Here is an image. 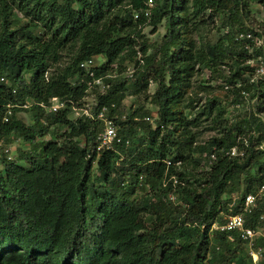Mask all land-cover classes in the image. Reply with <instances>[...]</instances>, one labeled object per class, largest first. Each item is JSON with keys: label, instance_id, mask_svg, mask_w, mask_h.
I'll list each match as a JSON object with an SVG mask.
<instances>
[{"label": "trees", "instance_id": "1", "mask_svg": "<svg viewBox=\"0 0 264 264\" xmlns=\"http://www.w3.org/2000/svg\"><path fill=\"white\" fill-rule=\"evenodd\" d=\"M148 1L0 0V139L31 148L19 160L0 149V264H252L239 236L231 242L213 226L222 222L220 212L231 213L233 200L222 198L239 193L243 177L246 194H257L264 174V150L257 149L264 141V77L254 81L248 65L264 61V44L255 45L264 23L245 26L250 3L264 9V0H152L151 8ZM210 23L220 34L215 43L201 37ZM147 26L164 27L160 41H149ZM249 33L252 40L237 41ZM96 56L106 63L90 78L80 65ZM205 71L232 87L234 104L255 101L250 118L229 124L225 108L206 95L211 87L199 83ZM98 78L105 91L91 89ZM93 89L90 115L73 118ZM130 91L146 103L126 114ZM53 98L66 106L46 113L38 104ZM28 100L38 103L32 125L19 118L25 110L18 106ZM8 106L13 114L5 123ZM104 108L122 139L112 149H100L97 139ZM153 116L154 123L145 120ZM207 122L218 136L199 144L195 130ZM53 127L65 131L46 141ZM250 132L258 139L246 140ZM234 148L243 156H231ZM263 212L261 198L247 225L256 228Z\"/></svg>", "mask_w": 264, "mask_h": 264}, {"label": "rangeland", "instance_id": "2", "mask_svg": "<svg viewBox=\"0 0 264 264\" xmlns=\"http://www.w3.org/2000/svg\"><path fill=\"white\" fill-rule=\"evenodd\" d=\"M247 11L249 12V14H248L249 19H247L245 21V26L250 27L251 29H255V28L259 27L260 23H264V9L262 8V6L260 4H258L257 2H251ZM208 14H210V13H208ZM214 25L215 24H212V23L208 24L207 29L205 31H203L201 34V37H204L207 41H211L213 43H215L220 36V34L217 33V29H213ZM217 26L219 27L220 25H217ZM221 31L224 32L223 27L221 28ZM164 33H165V29L163 26H160L158 28L157 32L154 31V28L152 26H147L146 28L143 29V34L149 39V41H152V42L160 41V39L162 38ZM196 39L198 40V42L201 41L199 39V36H196ZM262 40H264V39H262ZM262 40L260 39L258 41V45H262ZM203 43H205V41H203ZM256 44L257 43H255V45ZM263 44H264V42H263ZM258 45H256L257 47L255 46L256 49H258ZM253 52L254 51H251V53H253ZM258 60L259 59L251 60L248 63V65H250V67L252 69L256 70L253 73L254 81L259 80L262 77H264V73L261 72V66L264 67V63H260L263 59L261 61L259 60L260 62H258ZM64 61H65V58H64ZM262 62H264V61H262ZM96 63L100 67V66L104 65L106 63V61L102 56H99L96 60ZM135 66H136V63L127 64V68L125 69L126 70L125 76H128L129 70L136 69ZM118 71H119V69L118 70L116 69L113 72H111V74L114 75V74L118 73ZM248 74L249 73H246V76ZM214 78L215 79H213V77L209 71H205L201 74L200 79H199V83L203 86H207V87L210 86L211 87V89H209V92H207V90H206V95L209 98H212V99L214 98L218 104L222 105V107L225 108V119L228 120L229 124L236 123L237 121L242 120L245 117L250 118L251 115L253 114V109H252L251 105L253 103H255V101L250 102V100L248 99V100H245L241 105H237V103L234 104V101H233L234 95H233V93L229 92V89L232 87L228 86V87L223 88L222 80H219V78L217 79L216 77H214ZM224 86H226V85H224ZM155 90H156L155 84H151L149 94H154ZM95 92L96 91L94 89L89 92V94L86 98V106H87L86 109L75 110L73 115H72L73 118H75V119L79 118L80 116L90 112L91 107L93 106V104L96 103L97 95ZM199 97H201V96H199ZM202 98H204V99H203L202 105L200 104V106H203V104L205 103V95H202ZM145 103H146V101L144 99V96H135L134 93L132 91H130L128 94V97L126 98V100L123 103V105H124L123 111L127 114L129 112V110L132 108V106H134L137 109L139 106L145 105ZM146 107H147V110L151 114H153V113L156 114L157 108L153 105L152 102H149L146 105ZM32 108L31 109L21 108L22 110H25V111L20 112V114H19V118H21L27 125L34 124ZM262 116H263L262 121L264 122V115H262ZM152 118H154V116ZM64 131H65V128L53 127V128H51L50 134L46 137L45 140L46 141H50V140L52 141L56 137L63 134ZM195 132L198 134L199 144H203V145L205 143H207L212 137L218 136V132L211 129L209 122L205 123L198 130H195ZM250 136H255V138L258 139L259 134L250 132V133L244 135L246 140H248V138ZM8 146H10L12 149V151L9 154L6 155L5 153L4 154L0 153L2 157L5 156L7 159L11 155L13 160H19L20 157H23V156L29 154L31 151V148L29 145L23 144L19 140L12 139L11 143H9ZM257 149L261 150L260 144L257 146ZM2 169L3 168L0 165V170H2ZM188 169L193 170L194 172H198V173H201V171L203 170L201 168L195 170V168L193 166H188ZM243 182H244V177L242 178V184H241L242 186L240 188L239 193L234 192L231 195L230 194L225 195L222 198V200L227 202V201L235 200V199H237V200L244 199L247 192H246V185H244ZM257 194L259 196V200L261 198H264V193H260L259 189H258ZM227 214H229V212H225V211L220 212L217 215L216 220L217 221L225 220V218L227 217L226 216ZM257 227L259 228L260 231H264L263 225L258 224ZM213 235H214V233L211 234V236H213ZM214 247H216V244L214 245ZM242 247H243V250L241 252V255L244 256L246 254V256L243 258H247V261H249V259H250L252 261V264H255L254 261H256V260L249 256L247 247L244 245ZM261 261H262V258H261Z\"/></svg>", "mask_w": 264, "mask_h": 264}, {"label": "built area", "instance_id": "3", "mask_svg": "<svg viewBox=\"0 0 264 264\" xmlns=\"http://www.w3.org/2000/svg\"><path fill=\"white\" fill-rule=\"evenodd\" d=\"M153 4L154 2L152 0H149L147 6L151 8L153 7ZM145 16L146 17L150 16L149 9L146 10ZM136 18H138L137 15H136ZM252 39H253V35L250 33L247 35L241 34L237 37V41L246 42ZM255 41L258 45L259 40L257 39ZM263 42L264 40H262V45H263ZM247 48L252 50V48L248 44H247ZM98 57L99 56L92 57L91 59L83 62L80 65L81 70L85 72L86 76H89L90 78L91 77L94 78V70L99 68V65H97L96 63V60ZM260 58L259 60L261 61L262 58L261 59ZM262 61L260 63H264ZM128 72H129L128 77L133 78L136 70L133 69V70H129ZM261 72L264 73V67L262 66H261ZM107 77H112V75H107ZM0 80L1 82L5 81L4 78H1ZM89 85L91 89L94 88L95 86H99V87L101 86L102 91H105L106 89V85L103 84V78H98L95 81L90 82ZM49 103H50L49 105L46 103L38 104L35 101L28 100L22 103L21 105H19L18 107L24 108V109H31L32 107H34V105L38 104L42 108L45 109L46 113H56L66 106L65 102L60 101L57 98L51 99ZM12 114H13V107L8 106L7 116L4 118L5 123L9 122ZM86 114L88 116L90 115L89 113H86ZM97 119L104 123V130L101 133H99L98 138H97L100 149H112L115 143L122 142V139L118 133V128L116 127L114 120L109 117L107 108H104L98 113ZM145 120L147 122L154 123V118L146 117ZM0 149H2L3 153H5L6 155L12 151L11 147L8 146L3 139H0ZM260 149L264 150V141L260 143ZM229 154L234 157L243 156V153H239V151L236 148L232 149V151ZM210 159L212 160V163L214 162V160H216L215 153L210 155ZM8 160H13L11 155L8 158ZM168 164L172 165L171 162H168ZM172 179H173L174 185H177L178 184L177 178L172 177ZM259 191L260 193H264V174L262 175V181H261ZM166 200L169 202H174L176 200V197L173 194H169L166 197ZM243 200H244V203H243L242 211L237 214L232 213L234 204H236V202L238 201L237 199L233 200L232 204H230L231 213L227 214L226 215L227 217L222 222L214 224L213 230L219 231L221 233H226L228 235V239L231 242H234L236 240L235 236H239L241 241L243 242V245L247 247L249 256L256 260L254 261L255 264H259L261 261V258L263 259L264 257V247H263L264 246V231H260L258 227L253 228L247 225V222H248L247 215L253 210V208L257 206L258 201H259V196L258 194L249 193L245 195ZM258 224L264 226V212L259 216Z\"/></svg>", "mask_w": 264, "mask_h": 264}]
</instances>
